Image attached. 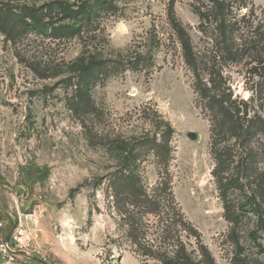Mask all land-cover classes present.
Listing matches in <instances>:
<instances>
[{
  "label": "rangeland",
  "instance_id": "rangeland-1",
  "mask_svg": "<svg viewBox=\"0 0 264 264\" xmlns=\"http://www.w3.org/2000/svg\"><path fill=\"white\" fill-rule=\"evenodd\" d=\"M67 1L0 0V264H163L182 242L199 262L202 242L212 264H264V223L252 211L225 217L212 112L173 28L208 62L204 78L221 73L264 117V0H221L226 51L209 11L219 0H87V14ZM152 110L175 131L169 176L161 169L169 189L150 153L147 198L116 196L115 142L152 129Z\"/></svg>",
  "mask_w": 264,
  "mask_h": 264
},
{
  "label": "trees",
  "instance_id": "trees-1",
  "mask_svg": "<svg viewBox=\"0 0 264 264\" xmlns=\"http://www.w3.org/2000/svg\"><path fill=\"white\" fill-rule=\"evenodd\" d=\"M63 9L68 7L67 0H56ZM210 14L214 15L215 28L222 37L226 51L227 36L232 33L229 15L232 13L224 1L219 0L211 8ZM78 12L88 13V1L82 0ZM173 28L181 43L186 63L192 69L195 77V88L213 117V154L216 160L214 175L224 202L225 217L232 223L238 211H252L259 220L264 223V117L257 113L251 114L248 101L233 98V92L225 86L221 73L210 72L209 79L203 77L201 69L208 62H203L194 50L191 37L181 22L173 23ZM264 68V63L262 64ZM156 118H152L153 128L138 136L116 140L118 149L123 152V164L119 168V174L115 176V195L129 194L133 199L139 200L145 196L146 190L142 185L141 165L147 154L153 153L158 160L160 169L161 192H166L171 183L170 178L164 180L161 169L167 171L169 176V164L172 160V138L175 133L172 124L159 114L158 110H152ZM235 138L242 147L241 152L233 155L230 146H218L222 140ZM237 156L235 159L234 157ZM263 157V159H262ZM231 190L240 193V197L229 198ZM147 198V196H145ZM149 202H152L149 200ZM257 230H252L250 235L256 237ZM202 260H194L183 242L178 249L173 251V256L165 259L163 264H212L209 250L200 242ZM202 262V263H201ZM235 263H237L235 261Z\"/></svg>",
  "mask_w": 264,
  "mask_h": 264
},
{
  "label": "built area",
  "instance_id": "built-area-1",
  "mask_svg": "<svg viewBox=\"0 0 264 264\" xmlns=\"http://www.w3.org/2000/svg\"><path fill=\"white\" fill-rule=\"evenodd\" d=\"M9 246L7 243L0 244V252L4 255L8 254Z\"/></svg>",
  "mask_w": 264,
  "mask_h": 264
}]
</instances>
